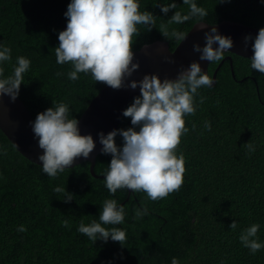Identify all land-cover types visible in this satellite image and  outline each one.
<instances>
[{
    "label": "trees",
    "instance_id": "16d2710c",
    "mask_svg": "<svg viewBox=\"0 0 264 264\" xmlns=\"http://www.w3.org/2000/svg\"><path fill=\"white\" fill-rule=\"evenodd\" d=\"M171 2L140 0L141 10L157 16V28L148 32L141 26L134 51L157 41H166L175 50L180 42L166 40L158 30L175 10L165 15L155 7ZM175 2L177 11L188 13L182 0ZM69 3L0 0V42L12 49V61L2 66L8 76L18 56L31 61L18 97L34 119L52 107L53 101L66 103L69 118L79 119L106 86L83 73L70 81L67 73L72 66L56 62L54 49L67 23L64 14ZM195 3L208 13L204 23L233 21L264 27V0ZM196 23L193 18L170 25L169 30L188 33ZM224 56H232L236 78L226 60L216 84L198 90V108L195 115L186 117L190 131L180 144L186 158L185 182L179 191L160 201L127 189L113 196L104 178L92 176L89 162L51 178L42 166L21 155L0 130V264H171L173 258L179 264H264V248L253 254L239 239L246 228L258 224L255 239L264 244V74L251 68L250 59L229 52ZM220 63H210L211 77ZM57 72L64 75L57 76ZM200 96L205 97L203 104H199ZM205 121L211 123V131L204 128ZM128 127L131 119L123 116L118 129ZM250 141L255 151L249 154L243 145ZM116 142L121 144L122 139L118 136ZM110 161V155L100 153L95 173L105 175ZM57 187L65 192L56 193ZM67 191L73 198L69 203L63 201ZM106 199H115L125 207L124 223L115 225L126 230L124 246L111 239L94 244L77 230L81 220L85 224L99 222ZM144 205L148 215L137 219L135 210ZM64 220L70 228L62 226ZM234 220L238 227L232 230ZM21 225L26 232L17 231Z\"/></svg>",
    "mask_w": 264,
    "mask_h": 264
},
{
    "label": "clouds",
    "instance_id": "9594fccd",
    "mask_svg": "<svg viewBox=\"0 0 264 264\" xmlns=\"http://www.w3.org/2000/svg\"><path fill=\"white\" fill-rule=\"evenodd\" d=\"M182 2L188 6L187 14L176 10L178 5L175 0L155 6L165 15L175 10L166 23H160L159 32L166 40L184 42L188 33L176 29L170 31L169 26L196 18L205 40L203 47L200 43L193 45V51L200 54L199 61L213 63L224 60L225 52L234 47L233 38L220 34L215 26L206 30L208 24L204 23V18L208 13L195 0ZM227 2L231 0H220V3ZM64 15L67 27L59 32V46L54 51L58 64L72 66L67 73L68 79L76 81L80 78L79 74H90L93 81L113 90L138 88L140 93L122 113L125 118L131 119V127L114 129L107 134L103 131L98 133L101 153L111 156L104 178L107 190L113 196L118 190L127 189L144 192L154 202L166 199L179 191L185 182L186 158L180 152V144L182 137L190 131L186 126V117L195 115L197 111L198 90L211 88L214 79L198 61L191 62L187 68L182 66L175 79H161L158 73L145 74L139 80L131 79L141 67L136 62L134 51L141 26L146 27L148 32L157 28V16L151 11L141 10L140 0H70ZM243 44L246 50L251 46V68L264 74V27L259 29L255 38L251 34L246 35ZM165 59L168 63H176L171 57ZM11 61V47L0 42V101L5 95L13 102L18 98L24 74L31 64L28 58L18 56L12 74L5 76L2 65ZM56 75L63 76L64 73L57 72ZM204 100L205 97L200 96L199 104H203ZM69 113L66 103L53 101L52 107L39 113L31 122L38 147L43 152L38 159L42 162L43 172L51 178L71 168L77 159H88L96 148L93 136L82 134L80 120L69 118ZM195 127L193 124L191 130L194 131ZM204 128L211 131V123L205 121ZM118 136L122 139L121 144L116 142ZM243 147L249 154L255 151L251 141ZM54 191L65 192L60 187ZM72 200V193L67 191L63 201L69 203ZM125 215L123 205L115 199H106L99 222L93 220L85 224L81 220L77 230L94 244L97 240L107 243L111 239L124 246L126 230L115 225H122ZM146 215V205L135 210L137 219ZM62 226L71 227L68 220H64ZM237 227L234 220L230 229ZM259 227L253 224L239 237L243 246L253 254L264 248V244L255 239ZM17 231L26 232L27 228L21 225ZM171 264H179V261L173 258Z\"/></svg>",
    "mask_w": 264,
    "mask_h": 264
},
{
    "label": "water",
    "instance_id": "95a60500",
    "mask_svg": "<svg viewBox=\"0 0 264 264\" xmlns=\"http://www.w3.org/2000/svg\"><path fill=\"white\" fill-rule=\"evenodd\" d=\"M213 26L218 28L220 34L233 38L234 47L228 51L229 53L247 59L251 58L253 55L251 46L249 45V48L246 50L244 48L243 38L249 34L255 38L259 28L233 21H222L214 25L208 24V29L206 30H210ZM66 27L67 23L61 31L65 30ZM195 43H200L202 47L205 44L204 32L199 29L197 23L188 32L187 39L184 42H180L173 51L166 41H157L143 46L141 49L135 51L136 62H139L141 67L131 79L139 80L142 79L145 74L150 73H158L161 79H175L181 67L187 68L193 61H198L202 69L208 73L210 62L199 61L200 54L193 51V45ZM214 47H218V45H214ZM166 57H171L176 63H168L165 59ZM226 60L230 61L232 76L236 78L232 56H226L213 73L212 78L215 81L214 85L216 84L219 68ZM244 80L245 79L242 81ZM139 94L138 88L136 90H113L105 86L91 100L78 120H80L81 133L91 134L96 141V148L88 159L79 158L71 167L83 162H89L91 164L90 172L92 176L105 178L106 174L97 175L94 170L96 158L101 153L102 147L99 143L98 133L103 131L107 134L114 129H118L123 118V111L128 107L134 97ZM33 121H35V119L19 97L14 102L7 95L2 98V101H0V130L21 155L29 161L42 166V162L39 161L38 157L43 154V152L38 147V140L35 138L31 128V122Z\"/></svg>",
    "mask_w": 264,
    "mask_h": 264
}]
</instances>
